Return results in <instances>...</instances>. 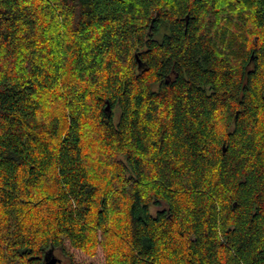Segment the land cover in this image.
Returning <instances> with one entry per match:
<instances>
[{
    "label": "trees",
    "instance_id": "16d2710c",
    "mask_svg": "<svg viewBox=\"0 0 264 264\" xmlns=\"http://www.w3.org/2000/svg\"><path fill=\"white\" fill-rule=\"evenodd\" d=\"M264 264V0H0V264Z\"/></svg>",
    "mask_w": 264,
    "mask_h": 264
},
{
    "label": "rangeland",
    "instance_id": "374dc122",
    "mask_svg": "<svg viewBox=\"0 0 264 264\" xmlns=\"http://www.w3.org/2000/svg\"><path fill=\"white\" fill-rule=\"evenodd\" d=\"M64 252L72 257L73 264H104V259L101 251H98L97 255L93 258H88L84 256L81 252L70 249L67 244L64 246ZM62 250L54 249L52 254H55L58 258H62ZM64 260V259H63ZM63 264H68L66 261H63Z\"/></svg>",
    "mask_w": 264,
    "mask_h": 264
},
{
    "label": "water",
    "instance_id": "95a60500",
    "mask_svg": "<svg viewBox=\"0 0 264 264\" xmlns=\"http://www.w3.org/2000/svg\"><path fill=\"white\" fill-rule=\"evenodd\" d=\"M60 260L55 256H49L44 260L43 264H59Z\"/></svg>",
    "mask_w": 264,
    "mask_h": 264
},
{
    "label": "flooded vegetation",
    "instance_id": "af4514ba",
    "mask_svg": "<svg viewBox=\"0 0 264 264\" xmlns=\"http://www.w3.org/2000/svg\"><path fill=\"white\" fill-rule=\"evenodd\" d=\"M49 256H55V257H57L55 254H52V252L49 253V254H47L46 258L49 257ZM61 256H62V258H58L57 257L60 260V263L59 264H63V261H66L68 264H71V261L69 259H67L66 256H63V255H61Z\"/></svg>",
    "mask_w": 264,
    "mask_h": 264
}]
</instances>
